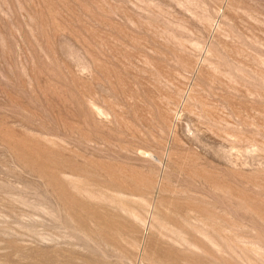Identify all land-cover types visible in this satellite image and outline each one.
Listing matches in <instances>:
<instances>
[{"label":"rangeland","instance_id":"obj_1","mask_svg":"<svg viewBox=\"0 0 264 264\" xmlns=\"http://www.w3.org/2000/svg\"><path fill=\"white\" fill-rule=\"evenodd\" d=\"M0 264H264V0H0Z\"/></svg>","mask_w":264,"mask_h":264}]
</instances>
